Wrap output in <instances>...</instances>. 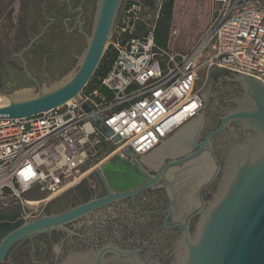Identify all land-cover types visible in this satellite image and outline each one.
<instances>
[{"label":"built area","instance_id":"built-area-1","mask_svg":"<svg viewBox=\"0 0 264 264\" xmlns=\"http://www.w3.org/2000/svg\"><path fill=\"white\" fill-rule=\"evenodd\" d=\"M211 1L205 30L179 53L155 39L158 11H147L145 0H124L110 39L116 57L105 75L90 81L79 99L36 115L1 118V206L18 207L24 221L40 217L106 161L128 157L124 148L152 153L204 109L202 73L238 71L264 83V0ZM213 44L215 52L207 56ZM96 115L121 146L92 120Z\"/></svg>","mask_w":264,"mask_h":264},{"label":"flooded vegetation","instance_id":"flooded-vegetation-1","mask_svg":"<svg viewBox=\"0 0 264 264\" xmlns=\"http://www.w3.org/2000/svg\"><path fill=\"white\" fill-rule=\"evenodd\" d=\"M86 3L87 1L84 0H43L39 5L37 0H23L22 21L25 24L42 22L35 32L25 28L28 35L25 39L23 37L4 39L9 53L6 59L1 56L3 61L0 64V91L10 88L23 90V88L36 86V83L27 75V71L42 83L41 76L35 72L34 67H38L39 63H47L50 57L59 52L62 43L71 35L80 39L85 38ZM53 40L54 42H51ZM223 78L225 79V76ZM241 96L240 86H233L232 91L225 88V92L223 90L218 96L219 103L216 108L210 109V103L206 101L203 94L205 107L200 114L204 113L205 120L199 115L198 119H202V124L201 129L198 128L200 135L196 144L201 143L210 132L220 126L223 117L238 106L236 99ZM195 129L196 127L192 129L190 135L186 131V137L189 138L185 139V142L194 138L195 135L193 137L192 135L194 131H197ZM248 138V133L236 120L211 138L212 148L209 149L211 153L208 154L214 156L216 168L213 162L210 163L206 155H203L212 168L206 172L204 178L198 181L212 177L209 180L207 178V183L203 184L200 189H198L199 186L193 188L190 183L193 176L189 172L195 164L188 167L184 165V162L178 163L184 165L182 170L180 168L175 170L174 167L178 164L167 166L170 161L183 159L186 155L197 151L198 148L188 146L185 153L177 154L185 150V146L179 144L163 156L164 160L155 156L161 150L157 147L153 154L145 156L144 160L140 158L142 168L135 166L136 175L130 177L132 181L138 179V173L141 171L148 181L149 177L145 175V170L153 176L163 170L162 176L154 182L153 186L138 190L131 195L112 199L106 205L77 217L74 221L59 228L29 234L14 241L5 251L0 264H70L86 260L85 258L90 260L89 256L86 257L87 255L108 246L121 251H136L142 259H157L177 264L181 245L178 241L184 231L180 226L175 225L173 212L170 215L169 211L174 207L176 210L179 206L178 211L175 212L177 216L182 217L187 210L196 206L197 200L200 201V207L208 205L210 201L214 206L229 182L227 180L230 175V173L227 174L229 171L224 173L228 151L231 146ZM212 155L211 160H213ZM145 158H148L149 163L145 161ZM154 158H157L155 162ZM110 182V179L104 181L99 176L93 185L89 186L82 182L71 193L51 201L46 213H59L86 203L90 199L104 198L109 195V189L116 194L124 192L114 189ZM178 198L180 202H177ZM216 198L217 201H215ZM3 210L10 213L19 209L16 206H0V211ZM197 211L199 207L196 208L195 213ZM198 217L200 214L196 213L189 222L191 232H194ZM2 241L3 237L0 236V244ZM110 251L113 250L109 249Z\"/></svg>","mask_w":264,"mask_h":264},{"label":"water","instance_id":"water-1","mask_svg":"<svg viewBox=\"0 0 264 264\" xmlns=\"http://www.w3.org/2000/svg\"><path fill=\"white\" fill-rule=\"evenodd\" d=\"M123 2L124 0H98L91 34L87 31L84 32L88 43L77 69L49 88H43L41 81L27 71V75L36 83L38 92H24L22 96L12 98L9 103L1 104L0 119L36 115L61 106L72 100V98L79 99L80 93L91 81L94 72L102 61V56L111 41ZM142 30L143 26L138 25L137 32L141 33ZM20 56L22 57V54ZM223 76H225V79ZM223 76L215 79L210 109L216 108L219 103L218 96L221 92L223 90L225 92V88L232 91L233 86H240L242 90V96L236 99L238 106L229 111L223 117L220 126L210 132L201 143L196 144L201 128L196 131L192 140L188 142L180 141V146H185V150L177 154L185 153L188 146L198 149L186 155L183 159L170 161L167 166L184 162V165L192 167L193 164L199 161L202 153H211L209 150L212 148L211 138L217 132L225 129L233 120H236L249 136L247 140L231 146L228 151L224 173L226 170L235 167L236 177L227 191L220 197L216 206L209 207L211 205L210 201L208 205L200 207V201L197 200L196 206L187 210L184 216H177L175 207L171 208L169 214L171 215V212H173L175 225L180 226L184 231L178 241L187 254L184 264H264V83L252 75H246L238 71H228ZM17 92H20V90L10 88L0 91V94L14 95ZM84 108L87 111L91 110L89 105H84ZM200 116L204 118V113ZM200 116L184 124L181 129ZM92 120L100 125L107 136H111L112 140L121 146L122 141H120L119 136L113 135L111 129L103 123L100 116H93ZM173 136L174 133L163 143ZM124 152L128 157L108 160L96 170L102 180L110 179V185L120 192L124 191L122 193L116 194L109 189V195L104 198L90 199L86 203L59 213L48 214L45 212L42 216L27 221L19 218L20 210L10 213L5 210L0 211V236L3 237L0 244V261L6 253L5 251L14 241L29 234L59 228L68 222L74 221L77 217L106 205L112 199L131 195L138 192V190L153 186L154 182L162 176L163 170L158 175L153 176L143 168L145 175L149 177L148 181H146V176L141 171L138 173V179L130 180L131 176L136 175L135 166L138 165L142 168L140 158L144 160V157L151 153L140 156L131 152L129 148H124ZM214 160L212 161L215 166ZM207 180L203 181L202 185L206 184ZM139 184L141 185L137 188ZM177 202H180L179 198ZM197 207H199V211L196 213H199L200 217L195 228L196 231L191 232L189 222L196 215ZM204 215L208 217L207 223L203 228V233L197 240H194V235L198 231V224ZM109 249L113 251H110V253ZM89 256L92 258L91 264H104L110 256L119 259L125 258L126 261H131L132 264H165L157 259H142L136 251H121L110 246L93 252Z\"/></svg>","mask_w":264,"mask_h":264},{"label":"rangeland","instance_id":"rangeland-1","mask_svg":"<svg viewBox=\"0 0 264 264\" xmlns=\"http://www.w3.org/2000/svg\"><path fill=\"white\" fill-rule=\"evenodd\" d=\"M37 1L38 4L40 5L43 0H37ZM84 1H87L85 31L91 34L94 18L97 11L96 5L98 0H84ZM163 1L164 0H156L155 5L153 7H151L150 5L148 6V4H146L145 7H147V11L153 8L155 11H159L160 13L161 5ZM22 3L23 0H0V64L3 61V59H6V55L9 53L7 49L8 46H6V43H4V39L16 38V37L19 38L23 37L25 39L28 37L27 32H25V28H29L32 32H35L38 30L42 22L41 21L34 24H25V22L22 21V15H23ZM174 5L176 7L173 10V19L171 21L170 33L168 38L169 39L168 47H170L175 52L183 53L192 48V46L199 39L201 33L205 30L213 12V5L211 0H175ZM147 11L146 14H148ZM54 40L51 42H54ZM58 40H60L59 37ZM87 43H88L87 37L80 39L77 36L71 35L70 38L65 39V42L62 43L60 49L58 50L59 52L55 53L52 57H50L47 63L44 64L39 63L38 67H34L35 72L40 74L41 76L40 78L42 80L43 88H49L53 84L71 75V73L77 69L80 58L86 49ZM216 43L217 41H215V44ZM213 47L214 44L211 45L210 50L205 53L207 56H211L214 54L215 51L213 50ZM108 48L114 50L110 42L108 44L107 49ZM1 56H3V59ZM227 72H228L227 70L215 68L212 69V71L209 74H207V72L202 73V75L199 78L200 83L198 82V86L199 85L203 86V94L207 102L211 103L210 100L214 89L215 79L221 77ZM95 80H97V78L92 79V81ZM20 91L21 92L19 93L21 94H23L24 92L27 93L38 92L36 86L23 88V90ZM212 157L214 159L213 155ZM144 163L148 165L146 162ZM174 168L175 170H177L178 168L182 170L184 168V165L178 164ZM97 178H98L97 173L94 171L83 182H85L87 185L90 186L95 184ZM74 189L75 187L73 189L64 192L58 197L67 195L71 193ZM29 197H31V195H29ZM1 205H3V201L0 195V206ZM177 211L178 209L176 207V212ZM198 220L199 217L195 222V228L198 223ZM193 230L194 232L196 231L195 229ZM160 262L165 264H171L169 262L167 263L164 261H160Z\"/></svg>","mask_w":264,"mask_h":264},{"label":"bare ground","instance_id":"bare-ground-1","mask_svg":"<svg viewBox=\"0 0 264 264\" xmlns=\"http://www.w3.org/2000/svg\"><path fill=\"white\" fill-rule=\"evenodd\" d=\"M21 92V91H20ZM19 93V92H17ZM23 94L19 93V94H15V95H9V94H0V105L1 104H7L10 102V100L12 98H15V97H19V96H22ZM201 124H202V119H196L192 122H190L189 124H187L183 129H181L180 131L174 133V136L172 138H170L167 142L163 143L158 150H160L159 153H157V155H155L156 157L158 158H163V156H165L169 151L171 152V150L175 149V147L179 146V142L182 141V140H185V139H188L189 137H186L187 134H189L192 129H194L196 127L195 130H198V128L201 127ZM191 125V127H187ZM185 130V131H184ZM186 131H187V134H186ZM196 131L193 132V135L192 137L195 135ZM190 135V134H189ZM191 138V137H190ZM156 150V151H158ZM154 152V150H153ZM169 152V153H170ZM153 154V153H151ZM150 154V155H151ZM169 155V154H168ZM203 155H206V158H208L210 160V163L213 162L211 159V155L207 154V153H202L200 158H199V161H197L194 165V167L190 170L189 173L192 174L193 178L191 180V186L193 188L197 187V186H200L202 185L203 181H205L207 178L203 179L201 182H199L202 178H204L206 176V172H208V170H210L212 167L210 166V163L209 161L205 158V156ZM147 159V160H146ZM164 159V158H163ZM162 159V160H163ZM156 161L157 158H154L153 161ZM145 161L149 163L148 161V158H145ZM154 161V162H155ZM212 165V164H211ZM213 166V165H212ZM202 169V171H201ZM235 167L232 168V169H228L229 172H227V174L230 173L229 177H228V184H227V187L225 188V191L224 193L227 191L228 187L234 182V178L236 177V171H235ZM227 171V170H226ZM199 180V181H198ZM223 193V194H224ZM222 194V195H223ZM221 195V196H222ZM217 196V195H216ZM220 196V197H221ZM220 197L217 201V198L215 199L216 204L214 206L217 205V203L219 202L220 200ZM215 198V197H214ZM214 201V203H215ZM212 203V202H211ZM213 205H211L210 207H214ZM207 216L204 215L203 218L200 220L199 224H198V228L196 232V234L194 235V240H197V238L203 233V228L205 226V224L207 223ZM180 247V250H179V253H178V259L176 261L177 264H184L185 260H186V257H187V254H186V251L184 249V247L182 246V244L179 246ZM89 255H87L86 257H88ZM90 260H88L87 258H85L86 260H83V261H76V262H72L70 264H91V261H92V258L91 256L88 257ZM104 264H132V262H128L126 261V259H119L117 257H114V256H110L106 262H104Z\"/></svg>","mask_w":264,"mask_h":264},{"label":"trees","instance_id":"trees-1","mask_svg":"<svg viewBox=\"0 0 264 264\" xmlns=\"http://www.w3.org/2000/svg\"><path fill=\"white\" fill-rule=\"evenodd\" d=\"M146 4L148 6L150 5L153 7L155 5L156 0H145ZM175 0H164L161 5V11L159 13V18L157 20V29L155 34V39H157V42L162 45L163 47L168 46L169 41V33H170V27H171V21L173 19V10L175 8L174 6ZM115 51L111 49H107L102 56V61L99 64L98 68L94 72V76L92 79L99 78L106 74V72L110 69L112 66L114 60H115ZM91 79V81H92Z\"/></svg>","mask_w":264,"mask_h":264},{"label":"crops","instance_id":"crops-1","mask_svg":"<svg viewBox=\"0 0 264 264\" xmlns=\"http://www.w3.org/2000/svg\"><path fill=\"white\" fill-rule=\"evenodd\" d=\"M175 6V5H174ZM176 7V6H175ZM159 12V11H158Z\"/></svg>","mask_w":264,"mask_h":264}]
</instances>
